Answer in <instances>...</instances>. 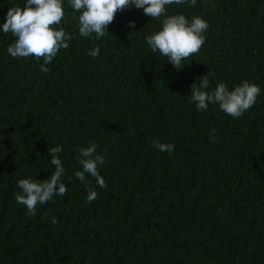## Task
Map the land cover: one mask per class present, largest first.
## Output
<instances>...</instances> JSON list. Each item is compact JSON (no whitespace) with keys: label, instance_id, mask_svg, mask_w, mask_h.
I'll return each instance as SVG.
<instances>
[{"label":"trees","instance_id":"16d2710c","mask_svg":"<svg viewBox=\"0 0 264 264\" xmlns=\"http://www.w3.org/2000/svg\"><path fill=\"white\" fill-rule=\"evenodd\" d=\"M23 4L0 0V25ZM166 7L209 24L180 70L145 40L161 21L134 6L96 40L79 35V13L63 0L58 27L72 39L48 73L42 60L11 57L15 37L0 27V264H264V0ZM204 75L209 91L246 79L261 93L239 118L218 104L197 111L191 85ZM91 142L106 187L87 176L98 193L89 203L74 173ZM57 145L67 192L30 216L16 202L18 181L48 179Z\"/></svg>","mask_w":264,"mask_h":264},{"label":"clouds","instance_id":"9594fccd","mask_svg":"<svg viewBox=\"0 0 264 264\" xmlns=\"http://www.w3.org/2000/svg\"><path fill=\"white\" fill-rule=\"evenodd\" d=\"M69 5L79 13L78 31L81 37L101 39L107 33L118 11L130 7L142 9L144 15L161 21V28L145 37L153 53L167 57L171 65L180 70L191 61V57L199 53L205 42L204 33L208 30V22L200 16H193L191 21L182 13L168 14L167 7L173 4L181 5L189 2L195 6L197 0H68ZM63 0H24L23 6H11L5 15V22L0 25L3 33H11L15 40L8 46V53L13 58L34 57L40 64V70L48 73L47 67L61 49H67L72 36L63 27H58L64 18ZM130 28H135V21H129ZM100 53L99 47L91 49L88 54L93 58ZM199 62V61H198ZM199 82L191 85L190 102L195 103L197 111H204L209 104H218L219 108L233 118H239L250 109L261 93L258 85L243 80L229 90L228 85L218 82L214 89H209L206 75L198 78ZM214 133L215 130H212ZM214 143L216 137L210 135ZM153 148L171 154L174 145L162 143L159 139L152 141ZM97 144L91 142L87 147H81L77 160L81 170L75 171V177L84 183L88 191L86 197L90 203L98 193L89 187L87 176L95 178L100 188L106 187V182L99 168L104 164V157L96 154ZM51 155L50 163L55 165V171L48 179L39 180L32 177L18 181L19 192L16 202L27 209L30 216L36 215L38 205H43L54 195L63 196L67 187L62 180L65 168L59 158L63 151L60 145L48 149ZM56 223V218H52Z\"/></svg>","mask_w":264,"mask_h":264}]
</instances>
